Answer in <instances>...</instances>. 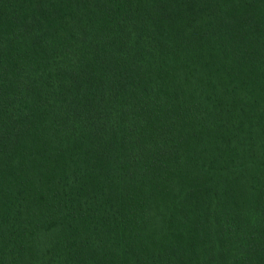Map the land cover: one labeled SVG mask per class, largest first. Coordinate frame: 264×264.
<instances>
[{"label":"trees","instance_id":"16d2710c","mask_svg":"<svg viewBox=\"0 0 264 264\" xmlns=\"http://www.w3.org/2000/svg\"><path fill=\"white\" fill-rule=\"evenodd\" d=\"M0 264H264V0H0Z\"/></svg>","mask_w":264,"mask_h":264}]
</instances>
